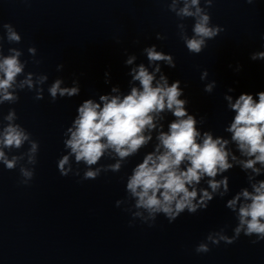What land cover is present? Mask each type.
Listing matches in <instances>:
<instances>
[{
  "label": "water",
  "instance_id": "1",
  "mask_svg": "<svg viewBox=\"0 0 264 264\" xmlns=\"http://www.w3.org/2000/svg\"><path fill=\"white\" fill-rule=\"evenodd\" d=\"M180 0L178 7L183 6ZM172 0H0V33L4 22L11 21L23 34L14 44L4 40V51L10 47L23 49L29 61L28 70L47 72L45 97L34 99L27 88L20 92L16 104L0 105V119L15 107L19 122L40 141L35 164L24 155L20 165L35 168L28 185L20 165L7 170L0 163V264H264V241L251 243L241 235L233 244L213 245L207 253H197L196 245L215 229L224 228L229 235L236 224L233 213L225 207L226 200L239 188L249 186L246 174L239 167L229 171L231 191L219 196L209 207L195 214L187 211L175 222L160 215L149 227L138 218L133 221L124 211L130 204L121 177L131 170L139 156L128 158L119 173H102L96 179L82 180L74 173L62 176L57 160L64 152L63 132L71 123L83 99L110 90L114 84L130 88L129 67L124 65L125 49L135 52L137 63H147L143 48L156 44L173 53L175 68L163 61L162 70L170 80L181 79L188 86V107L204 115L202 127L228 136L224 125L231 119L226 111L223 94L229 86L240 91L264 89V61H253L250 53L264 45V0H214L209 7L200 0L212 22L225 26V31L209 40L199 54H192L183 37H192L196 17H178L169 9ZM183 25V27H180ZM160 34L161 38L157 37ZM38 48L35 64L28 46ZM63 63L64 69L57 71ZM237 63L243 65L235 72ZM232 65V67H229ZM203 68L209 69L206 81L200 80ZM111 71V83L104 82V72ZM57 76L68 83L78 76L81 94L52 101L47 87ZM217 80L213 93H206L204 84ZM138 83V82H136ZM174 119L165 113V124ZM155 136V133H154ZM25 142L14 154L27 153ZM239 154V153H237ZM114 163V158H105ZM264 178L258 177L257 179ZM124 198L121 207L115 201ZM129 222L133 225L130 226Z\"/></svg>",
  "mask_w": 264,
  "mask_h": 264
},
{
  "label": "clouds",
  "instance_id": "2",
  "mask_svg": "<svg viewBox=\"0 0 264 264\" xmlns=\"http://www.w3.org/2000/svg\"><path fill=\"white\" fill-rule=\"evenodd\" d=\"M172 0L168 6L178 17H196L192 37L184 36V43L192 54L201 53L209 40L224 32L225 26L212 22V14L205 11L200 0ZM254 0H247L252 4ZM211 7L214 0H206ZM183 27V25H180ZM0 33V105L16 104L20 92L27 88L34 92L35 100L45 97L44 85L49 81L47 72L28 70L29 61L23 58V49L10 47L4 51V40L19 44L23 34L11 21L4 22ZM158 38L160 34H157ZM264 40V34L261 35ZM35 64L38 48L31 44L27 49ZM124 65L129 67L130 88L124 91L119 84L110 90L91 95L80 102L71 123L63 132L64 152L57 160L62 176L73 173L74 165H84L81 176L77 167L76 176L82 180L96 179L102 173H119L128 158H141L121 180L125 182L126 198L130 204L124 211L130 213L149 227L155 225L157 217L163 215L169 223L176 221L187 211L195 214L207 209L217 196L224 198L230 191L229 171L239 167L246 174L249 186L239 188L226 200L228 208L236 219L229 235L224 228L210 231L195 247L197 253H207L213 245L233 244L243 234L251 238L252 244L264 241V89L240 91L229 86L223 94L226 111L231 119L223 131L230 135L217 134L201 125L204 115L192 111L185 94L187 84L181 79L170 80L162 70L163 61L175 68L177 61L171 52L159 49L156 44L143 48L147 63H137L135 52L125 49ZM253 61H264V45L250 53ZM232 67V65H229ZM243 65L237 63L234 71L240 72ZM64 64L57 65V71ZM111 71L104 72V82L111 83ZM209 69L203 68L200 80L206 81ZM138 82V83H136ZM217 80L204 84L206 93H213ZM82 88L75 76L68 83L63 76H57L48 84L47 93L54 102L59 98L79 96ZM165 113L174 117L165 124ZM15 107L9 108L0 119V163L12 170L20 165L24 155L28 163L35 164L40 151V141L22 123ZM155 133V136H154ZM28 142V152L14 154ZM239 153V154H237ZM114 158V163H105V158ZM35 168L20 165L23 179L28 185L35 176ZM124 198L115 201L121 207ZM130 226L133 225L129 222Z\"/></svg>",
  "mask_w": 264,
  "mask_h": 264
}]
</instances>
